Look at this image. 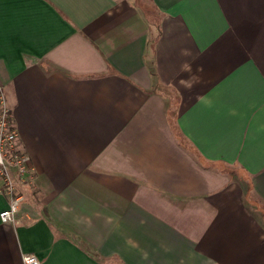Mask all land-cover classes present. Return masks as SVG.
I'll return each instance as SVG.
<instances>
[{
	"label": "crops",
	"instance_id": "obj_1",
	"mask_svg": "<svg viewBox=\"0 0 264 264\" xmlns=\"http://www.w3.org/2000/svg\"><path fill=\"white\" fill-rule=\"evenodd\" d=\"M0 86V264H264V0H0Z\"/></svg>",
	"mask_w": 264,
	"mask_h": 264
},
{
	"label": "built area",
	"instance_id": "obj_2",
	"mask_svg": "<svg viewBox=\"0 0 264 264\" xmlns=\"http://www.w3.org/2000/svg\"><path fill=\"white\" fill-rule=\"evenodd\" d=\"M19 134L11 106L0 86V195L8 199V207L0 213L3 223L15 224L19 206L23 201L17 184L29 174L27 158L18 147ZM24 264H40L35 255H25Z\"/></svg>",
	"mask_w": 264,
	"mask_h": 264
},
{
	"label": "rangeland",
	"instance_id": "obj_3",
	"mask_svg": "<svg viewBox=\"0 0 264 264\" xmlns=\"http://www.w3.org/2000/svg\"><path fill=\"white\" fill-rule=\"evenodd\" d=\"M29 174H30V171H29ZM28 176H26L22 182H19L17 184V191H19L22 194V196H24L23 192L25 191V189L32 187L30 185L31 177H28Z\"/></svg>",
	"mask_w": 264,
	"mask_h": 264
}]
</instances>
